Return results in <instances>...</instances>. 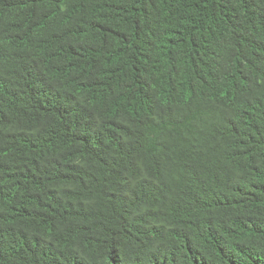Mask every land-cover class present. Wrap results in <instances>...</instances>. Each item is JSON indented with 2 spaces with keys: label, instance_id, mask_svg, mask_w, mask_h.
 <instances>
[{
  "label": "trees",
  "instance_id": "16d2710c",
  "mask_svg": "<svg viewBox=\"0 0 264 264\" xmlns=\"http://www.w3.org/2000/svg\"><path fill=\"white\" fill-rule=\"evenodd\" d=\"M0 264H264V0H0Z\"/></svg>",
  "mask_w": 264,
  "mask_h": 264
}]
</instances>
